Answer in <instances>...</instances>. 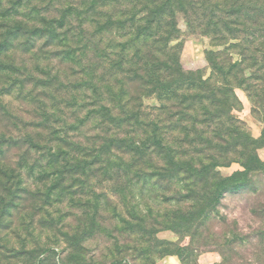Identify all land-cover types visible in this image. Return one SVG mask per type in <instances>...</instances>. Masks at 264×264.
<instances>
[{"label": "rangeland", "instance_id": "obj_1", "mask_svg": "<svg viewBox=\"0 0 264 264\" xmlns=\"http://www.w3.org/2000/svg\"><path fill=\"white\" fill-rule=\"evenodd\" d=\"M144 1L138 5L133 0H0V45L5 44L0 48V264H105L119 259L122 249L126 252L120 259L134 264H182L177 256L137 257L133 250L137 240L149 241L145 236L154 230L160 241L197 248L199 264H219L217 244L234 232L250 235L257 227L252 209L264 202V194L247 191L230 193L218 211L178 234L167 228L191 204L165 199L171 196L166 191L169 182L151 176L149 183L144 177L155 171L152 166L126 174L135 159L125 156L120 142L131 138L141 142L147 136L137 119L148 123L150 115L163 109V118L172 127L186 106L180 101L186 90L179 84L174 87L178 97L159 93L144 80L132 60L137 49L121 52L120 44L127 40L123 34L133 30L130 25L125 31L110 26L112 21L145 23ZM213 3L223 10L226 0ZM176 23L178 40L168 47L144 48L157 62L154 66L164 63L162 48L166 51L182 42L184 71H201L204 79L214 73L207 60L210 52H226L231 63L242 61L239 50L232 48L240 41L218 46L211 37L192 33L182 13ZM52 26L54 39L46 33ZM41 31L43 35L35 34ZM139 48L143 50V44ZM260 56L264 64V49ZM240 69L229 85L218 77L210 86L233 90L242 104V111L232 114L241 121L236 126L251 137L262 135L264 71L256 74L257 80L251 78L255 75L251 62ZM107 71L123 73L109 78ZM246 79L251 80L243 83ZM209 105L204 101L207 110L198 104L191 114L202 118L213 111ZM207 136H213L211 130ZM78 163L86 166L87 174L68 170ZM237 171H242L238 162L220 169L224 177ZM255 183L264 190V177Z\"/></svg>", "mask_w": 264, "mask_h": 264}, {"label": "trees", "instance_id": "obj_2", "mask_svg": "<svg viewBox=\"0 0 264 264\" xmlns=\"http://www.w3.org/2000/svg\"><path fill=\"white\" fill-rule=\"evenodd\" d=\"M133 1L141 5V0ZM207 1L210 5L208 2L206 5L209 6H203ZM142 5L147 12L143 19L145 23L142 24L140 20H127L115 22L116 25L112 21L110 26L119 25L118 29L125 31L127 29L125 25H130L133 30L123 34L127 40L120 44L121 52L127 53L137 49L132 58L136 65L134 68L145 75L144 80L148 84L152 83L155 91L165 95L172 93L179 97L178 90H174V87L179 84L181 87L179 89L186 90L180 97L181 103L186 105L185 113H179L174 117L172 127L167 126V120L163 118V109H157V114H153L152 118L150 115L148 123H140L137 119L139 128L147 135L146 138L141 142H137L134 138L122 140L119 149L124 151L125 156L135 159L125 169L126 174L142 165L152 166L151 168L155 171L149 175L150 177L147 175L144 177L149 180V183H151V176L169 182L166 191L171 196L165 199L175 201L179 205L191 204L188 211L180 212L178 221H175L171 228H167L180 234L185 227L188 228L197 221H203L211 213L218 211L230 193L244 194L250 191L256 196L264 194V190L255 187L256 179L264 177V161L258 154V151L264 148V132L260 138H253L237 127L236 124H240L241 121L234 118L232 114L242 111L241 102L235 97L233 90L228 92L222 89L213 90L210 86V82L218 77L223 79V82L228 81L226 84L229 85V80L238 77L241 73L240 68L246 62H251L255 69V75L253 73L251 78H257L256 74L264 71L260 56L264 49V4L260 0H226L223 10L214 4L213 0H145ZM122 6H125L124 3ZM126 7L128 8L129 5ZM134 8L136 9L135 5ZM70 13L72 9L67 11V14ZM131 13L133 12L127 14L125 11L124 15L136 18ZM181 13L185 15L192 33L200 32L202 35L211 37L218 46L226 45L230 41H240L232 48L239 50L242 61L231 63L225 55L226 52H210L207 60L214 73L210 78L204 79L201 71L197 73L184 71L180 61L182 42L177 47L166 51L162 48L161 55L164 56V63L160 68L154 66L157 62L151 59V55L144 52V48L151 49L160 45L168 47L169 43L178 40L179 29H177L176 21L177 15ZM19 28L15 33L20 31ZM38 33L43 35L44 31L35 32V34ZM46 33L50 39H54L56 28H48ZM141 44H143V50L139 48ZM1 47H5V44L0 45ZM118 65L122 67V62H118ZM121 73L123 71L119 73L107 71L109 78ZM250 80L246 79L243 83ZM193 92L200 94H189ZM263 96L262 91L261 97ZM204 101H210L209 107L213 111L204 113L202 118L192 115L191 112L196 111L198 104L203 106ZM260 103L263 102L260 101ZM205 110L207 107L203 106V111ZM110 122L114 124L122 121L111 120ZM213 124L219 127L213 128ZM208 130H211L212 137L207 136ZM112 147H114L113 142L109 144L107 153ZM55 158L58 160L60 155H56ZM233 162L240 163L242 171L224 177L220 169ZM86 165L91 164L86 163ZM84 166L78 163L68 170L73 171L76 168V171H85L86 166ZM104 172L105 175H110L108 168H105ZM136 175L139 177L141 174L136 173ZM182 191L186 194H182ZM258 206L252 209V216L257 221V227L250 235L234 232L230 239L226 236L222 243L217 244L216 248L222 256V262L219 264H264V202L259 203ZM147 233L145 239L149 236L150 240H137V245L133 248L139 259L151 255L156 258L177 256L182 264H199L197 248L191 249L160 241L156 237L158 234L156 230ZM129 236H134L133 231L129 233ZM129 249L128 251H132L131 248ZM120 252L117 254L119 259L116 258L117 260L105 264H134L120 259L126 249Z\"/></svg>", "mask_w": 264, "mask_h": 264}, {"label": "crops", "instance_id": "obj_3", "mask_svg": "<svg viewBox=\"0 0 264 264\" xmlns=\"http://www.w3.org/2000/svg\"><path fill=\"white\" fill-rule=\"evenodd\" d=\"M261 136V133L260 134H254L253 133V137L255 138H259ZM258 154H259V157L261 158L262 161H264V148L260 149L258 151Z\"/></svg>", "mask_w": 264, "mask_h": 264}]
</instances>
